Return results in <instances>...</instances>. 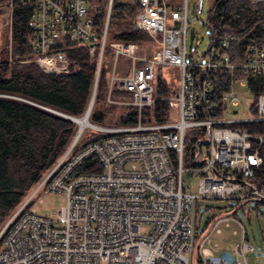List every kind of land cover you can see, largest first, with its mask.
Wrapping results in <instances>:
<instances>
[{
    "label": "built area",
    "instance_id": "built-area-1",
    "mask_svg": "<svg viewBox=\"0 0 264 264\" xmlns=\"http://www.w3.org/2000/svg\"><path fill=\"white\" fill-rule=\"evenodd\" d=\"M20 1L25 0H0V7L6 10V23ZM31 1L28 35L37 62L46 70L68 71L73 61L63 49L48 51L49 46L65 34L87 42L90 54L96 56L95 93L112 0H107L101 34L87 14V0ZM137 1L134 22L151 35L153 51L148 55L137 52L132 41H114L108 85V90L115 86L132 91L130 101L138 110L136 121L92 122L89 112L94 93L90 107L89 97L81 114L69 116L76 124L73 139L0 227V264H225L226 257L207 243L213 231H221L220 222L228 224L237 220L236 216L230 209L217 214L198 242L194 261L191 252L196 245L197 199L245 201L264 194V186L247 185L243 179L251 176L263 159L251 136L260 141L264 135L231 124L264 120V45L248 39L241 58L232 60L227 49L236 35L213 27L212 19L222 0H209L208 15L202 21L209 28V43L196 54L187 47L189 0ZM191 11L200 18L203 0H194ZM120 58L126 67H119ZM137 60L142 62L137 64ZM163 64L179 68L177 88L169 96L155 94V68ZM221 68L228 73V83L222 91L224 112L215 114L213 79ZM250 77L259 80L256 112L246 117L227 115L229 103L237 104L253 94ZM239 86L245 90L239 91ZM158 97L174 99L175 114L163 120H141L142 108ZM107 99L113 100L109 93ZM90 125L98 129L100 136L88 138L75 149ZM192 127L201 128L206 142L197 149L198 163L185 165L184 136ZM170 149L176 152L174 163ZM89 157L100 161V171L79 169ZM185 173L197 175L195 190L185 186ZM43 190L65 194V203L52 215L32 207L36 194ZM241 236L245 238L243 226ZM253 249L252 243L242 240L234 250L236 261L239 254L244 256Z\"/></svg>",
    "mask_w": 264,
    "mask_h": 264
},
{
    "label": "trees",
    "instance_id": "trees-1",
    "mask_svg": "<svg viewBox=\"0 0 264 264\" xmlns=\"http://www.w3.org/2000/svg\"><path fill=\"white\" fill-rule=\"evenodd\" d=\"M106 8L107 0H87V14L99 34L104 26ZM32 9L31 0L20 1L10 13L9 35L5 41L0 40V227L69 145L75 133V124L62 113L72 115L84 111L96 74V56L90 54L88 43L72 39L67 34L56 37L48 51L63 49L74 63L70 71L46 70L37 62V52L28 35V18ZM138 9L137 0L111 1L104 56L89 112L92 122L110 124L107 122L108 115L116 106H120L121 110L117 117L114 114L116 120L111 124H130L137 119V106L130 101L132 91L115 86L108 90V85L114 41H132L137 52L146 51L148 55L153 51L151 35L135 25L134 17ZM212 22L214 28L235 33L236 38L230 41L227 49L232 60L241 58L248 39L264 45L263 1L222 0L217 5ZM136 62L140 64L142 61ZM154 80L157 95L169 96L177 88V82H169L161 73L157 72ZM249 82L254 94L250 110L254 113L259 80L250 77ZM227 83V71L218 69L213 79V99L217 105L215 114L224 112L222 91ZM107 93L113 100L106 99ZM175 112L174 99L158 97L151 105L142 108L141 120H163ZM241 125L253 134L264 135V120L243 121ZM201 131V128L192 127L185 133V165H194L199 161L195 156L197 149L201 142H206ZM98 136L99 133H89L74 148L81 146L88 138ZM251 138L258 143L263 159L253 174L243 179L247 185L264 186V137L260 141L255 136ZM169 157L173 163L177 161L175 150L170 149ZM79 169L100 171L102 165L97 158L89 157L82 161ZM219 213L223 211L211 214L202 228L196 225V245L191 252L192 260H196L200 238Z\"/></svg>",
    "mask_w": 264,
    "mask_h": 264
},
{
    "label": "rangeland",
    "instance_id": "rangeland-1",
    "mask_svg": "<svg viewBox=\"0 0 264 264\" xmlns=\"http://www.w3.org/2000/svg\"><path fill=\"white\" fill-rule=\"evenodd\" d=\"M193 2L194 0H189L190 9L188 11L189 27L187 47L198 54L202 52L209 43V28L202 22L206 20L208 15L209 0H203V13L200 18L192 14L191 7ZM0 9V13L2 14L0 15L2 16V20H0V40L5 41V37L7 34L9 35V23H6V10H3L4 7H0ZM144 53L148 54L146 51H144ZM121 66H127L123 58H120L119 67ZM157 72L161 73L169 82H178L179 68L177 66L169 64L158 65L155 68V74ZM153 82H155V80H153ZM243 90H245V87L239 86V91L242 92ZM253 100V94H249L242 98V102L240 101L237 104L229 103L225 113L227 115L239 117L250 116L252 114L250 106ZM120 110L121 107L116 106L113 112L108 115L107 122L110 124L115 123L116 119L114 118V114H116L117 117ZM97 132L98 129L90 125L85 127L82 137H85L89 133ZM197 178L196 174L185 173L183 175V182L189 190H195ZM65 200V194L61 191L43 190L36 194L32 207L39 213L52 215L65 203ZM257 201L258 200L246 199L245 201L239 202L236 198L215 197H199L197 199L195 219L198 222V228H202L210 215L216 211L220 210V212H224L227 208L235 210L234 214L237 220H230L228 224L224 223V221L220 222L219 226L221 227V231L213 232L214 234L210 242V244L216 243L217 252L226 257L227 261L225 264H264V203ZM226 205V209L223 208ZM242 226L245 229V238L241 236ZM234 229L237 231H233ZM242 240L252 243L254 249L246 251L244 256L239 254V261L237 262V255L234 250L238 243H242ZM240 253L242 252L240 251Z\"/></svg>",
    "mask_w": 264,
    "mask_h": 264
},
{
    "label": "water",
    "instance_id": "water-1",
    "mask_svg": "<svg viewBox=\"0 0 264 264\" xmlns=\"http://www.w3.org/2000/svg\"><path fill=\"white\" fill-rule=\"evenodd\" d=\"M93 93H94V90L92 91L91 95H90V99H89V107L91 105V99L93 97ZM59 112V111H58ZM250 199H253V200H258V201H261L264 203V194L263 193H260L258 194L257 196L255 197H251Z\"/></svg>",
    "mask_w": 264,
    "mask_h": 264
},
{
    "label": "bare ground",
    "instance_id": "bare-ground-1",
    "mask_svg": "<svg viewBox=\"0 0 264 264\" xmlns=\"http://www.w3.org/2000/svg\"><path fill=\"white\" fill-rule=\"evenodd\" d=\"M109 16V15H108ZM74 66V65H73ZM73 68V67H72ZM71 68V69H72ZM70 69V70H71ZM70 70H68V71H70ZM60 113H62V112H60ZM63 115H65V116H67V117H69L70 115L69 114H66V113H62ZM70 118V117H69ZM243 121H250V120H241V121H237V122H234V123H231V124H237V125H241V123L243 122ZM75 124V123H74ZM241 126H243V125H241ZM75 130H76V124H75ZM73 139V138H72Z\"/></svg>",
    "mask_w": 264,
    "mask_h": 264
},
{
    "label": "crops",
    "instance_id": "crops-1",
    "mask_svg": "<svg viewBox=\"0 0 264 264\" xmlns=\"http://www.w3.org/2000/svg\"><path fill=\"white\" fill-rule=\"evenodd\" d=\"M225 207H227V205L226 206H224L223 208H225ZM226 209V208H225ZM228 209V208H227ZM220 211V210H219ZM216 212H218V211H216ZM198 223V222H197ZM199 226V225H198ZM214 233L216 232V231H213ZM212 232V235L214 234ZM212 235H211V239H212ZM210 242H211V240L207 243V245H209V246H213V245H215L216 247H217V245H216V243H213V244H210ZM198 250V249H197ZM216 250H217V248H216Z\"/></svg>",
    "mask_w": 264,
    "mask_h": 264
}]
</instances>
